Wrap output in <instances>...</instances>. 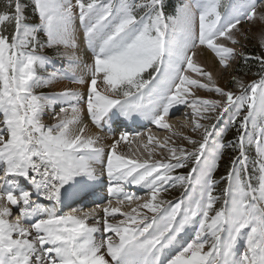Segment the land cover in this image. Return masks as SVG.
<instances>
[{
    "label": "snow or ice",
    "instance_id": "obj_1",
    "mask_svg": "<svg viewBox=\"0 0 264 264\" xmlns=\"http://www.w3.org/2000/svg\"><path fill=\"white\" fill-rule=\"evenodd\" d=\"M28 7L0 4V264H264V0H184L168 12L169 0H30L32 22ZM244 22L261 25L259 55L237 52ZM205 51L223 69L255 60L259 79L232 76L238 94L220 87L197 59ZM54 60L66 64L56 68ZM65 79L80 88L37 91ZM178 105L191 114L181 128L199 134L174 131L187 146L149 135L136 150L147 151L142 159L118 154L126 131L107 153L99 136L85 135V115L97 127L142 117L171 129L165 121ZM225 117L239 121L228 144L216 131ZM156 148L167 151V162L152 159ZM225 148L238 155L217 180ZM105 158L99 175L106 172L117 206L109 199L102 219L100 205L62 214L65 202L95 194V166ZM125 184L148 195L127 212L122 206L142 197ZM177 187L178 199L162 198Z\"/></svg>",
    "mask_w": 264,
    "mask_h": 264
},
{
    "label": "rangeland",
    "instance_id": "obj_2",
    "mask_svg": "<svg viewBox=\"0 0 264 264\" xmlns=\"http://www.w3.org/2000/svg\"><path fill=\"white\" fill-rule=\"evenodd\" d=\"M22 2L25 5L28 4L25 1H22ZM183 2H184V0H181V3H183ZM28 5H29V7L26 9V13L28 12V10L31 9L30 8V4H28ZM260 10L261 9H258V11H260ZM28 20L30 22L33 21L32 15L28 18ZM238 27L240 29V33H237V36L240 39L241 45H243V47L237 46V52L243 51V52L247 53L250 57L253 56V55H259L261 50H260L259 45L257 43L256 36H257V30L261 27V25L259 23L253 25L251 22H244L241 25H239ZM249 29H251V31H249ZM245 32L248 33V39L247 40H245L243 38V36L241 35V33H245ZM77 34H78L77 35V41H78V38L80 37V34L79 33H77ZM229 46H231V45H229ZM252 48L255 49L254 52L250 51ZM45 52L50 57L53 56V50L52 49H46ZM208 55H210V57ZM197 59L200 62V64L203 67H205L206 70H209V71L213 72V75L216 77L217 83H218V85L220 87L225 88V89H232L233 91L237 92V94H238L239 90L236 89L230 83V78L232 76L239 77L241 80H243L245 82V84H250L252 81L259 79L258 76L254 75V73H256L259 70V64L253 59H251V61H254L253 65H256V66H252L251 65V66H248L247 69H243V70L240 69V64L239 63L242 62L240 60L234 61V62H230V67H228L227 69H223L218 64V61L214 58V54H212L211 52H208V51H205L203 55L198 56ZM57 61H60L62 63V65L66 64V61L54 60L53 61V66H55L54 62H57ZM77 74L79 75V73H77ZM61 81H63V80H61ZM61 81L57 82L53 87L38 89L37 91L38 92L39 91L51 92V91H60V90H62L64 88H76V89L80 88V86H78L76 84H73V83H70V81L66 80V79L64 80L66 82L65 87L60 88ZM197 94L202 96V97H206V98H218V97H216L215 93L207 92V91H204V90H200ZM65 107H67V105H65ZM56 111L59 112V106H56ZM186 113L188 114L187 117L185 115ZM68 115L69 116L71 115L70 111H69ZM43 119H44L45 123H54L55 122L51 118L50 115H45L43 117ZM136 119H139L143 123H145V121H147V120H145L142 117L141 118H136ZM190 119H191L190 109L186 108L184 105H180L179 109H176V107H175V109H171L170 113H169V116L166 118L165 122L168 123L169 125H171V129L159 128L157 125L154 124L153 126H151L152 128L149 127V128H147V130H144V134L143 135L142 134H140V135L135 134L134 135L135 132H132V131H126V132H128L129 135L131 134L129 136V139H132L133 137L138 135V139H134V140H137L138 143H141V142L143 144L148 143V137H149V135H151L152 137H154L155 141H163L166 137H170L171 138L169 140V144L170 145L173 144V142H174L175 145H177V146H179V145L187 146V145H185L184 141L179 140L175 136H173V132L174 131L175 132H181L182 131L184 135H193L194 138L199 139V134H195L194 135L193 133H191V131L188 129V127H184L183 129L181 128L182 125H188L189 122H190ZM83 121H84L85 124L88 125V128H87V130L85 132L86 136L87 135L99 136V137H102V139L107 136L106 134H104L102 136H100L99 134L97 135V133L94 130L95 127L93 126V124L91 123V121L87 117V115H85L83 117ZM201 122L204 123L205 125H207L209 123H215L214 120L211 121V122L207 121V120H204V121H201ZM238 124H239V121H237L236 125H233V124L229 123L227 117H225L223 120H221L219 122V124H217L216 131L222 133V142L223 143L228 144L229 141H234L235 140L236 128L238 127ZM178 125H180L179 128L177 127ZM256 131L258 132V129ZM102 132L109 134L108 136H110V137L114 136L117 139L123 133L122 130L113 131L114 134H110L106 130H104ZM249 133L250 134L252 133L251 126L249 127ZM145 134H147V135H145ZM139 136H141L140 137L141 139H139ZM213 138H216V132L213 133ZM131 142L132 141H129L126 144H123V145L120 144V146L118 145V147H117L118 154L121 153V154H124L126 156H131L128 153V151L130 150L129 148L131 147V145H130ZM100 143L102 144L103 140H100ZM138 143H137V147H139ZM111 144L112 143H107V142L102 144L104 146V148H105V152L106 153L108 151H110V145ZM150 147H153V146L150 145ZM140 152L142 153V155L139 156V157H141L142 159L143 158H147V151H145L143 148H140ZM167 154L168 153H167L166 150H162V149L156 148L153 151L152 159L153 160H161L162 162H167V161H164V157L167 156ZM248 154H249V165H250V171H251V167H252V163L251 162L255 158V145L254 144L251 145L248 148ZM236 155H238V153L234 152L231 148H225L224 149L223 155H222L221 159L219 160V166L217 167V169L214 172V178L215 179L219 180L220 177H222V176H224L226 174L227 170L231 166V158L236 156ZM104 165H106V163H103L102 165H97V166H100V170H101V169H103ZM190 168H191V164H189L187 169H190ZM98 172L100 173L101 171H98ZM186 173L187 172L183 171L182 169H180V170L177 169L174 174H186ZM103 176H104L103 177L104 180H106L107 179L106 172H105V174ZM107 183H109V181ZM102 184L104 185L105 183L102 182ZM103 185H102V187H104ZM109 186H110V184H107L105 186V189L109 188ZM223 187H224L223 183L218 185V187L216 189L217 194L219 193L220 189L223 188ZM139 189L142 190L141 193H137ZM123 190L125 192H127V193H131V194H134L136 196L142 197V199L140 201H133L131 204L126 203L124 206H122V211H125V212L130 211L131 208L135 207L137 203H142L143 200L148 198L147 190L143 189V188H141L139 186L128 185V184L126 185L125 184V185H123ZM107 191H108V189H107ZM181 192H182V189H180L179 187L174 188V189H170L168 192L162 193V198L165 199V200H173V201H175L176 199H178L180 197ZM107 202L108 201H106V205H102V206H101V204L96 202V203L93 204V206L92 205H90L91 207L87 206L89 208L88 209L86 208V209H83V210L84 211H89L92 208H97V205H100L101 207L97 208V212L100 213L101 212L100 209L102 207L108 206ZM116 206H117L116 201L112 200L111 207H116ZM217 207H219V205H217ZM149 215H151V214H149ZM101 216L103 217V215H101ZM12 218L13 219L15 218V212H14V216ZM119 218H123V217H119ZM93 221H94L93 219H90L89 223H92ZM189 235H194V234L189 233ZM100 236H101L100 233L96 234V237H97L98 240L100 239ZM183 238L184 237H182V239ZM185 238L188 239V237H185Z\"/></svg>",
    "mask_w": 264,
    "mask_h": 264
},
{
    "label": "bare ground",
    "instance_id": "obj_3",
    "mask_svg": "<svg viewBox=\"0 0 264 264\" xmlns=\"http://www.w3.org/2000/svg\"><path fill=\"white\" fill-rule=\"evenodd\" d=\"M78 35V34H77ZM78 43H80V46H81V52L83 51V48H84V43L82 42V39H81V37H79L78 38V41H77ZM209 57H210V55H208ZM79 73V72H78ZM80 74V73H79ZM65 85H66V82L63 80V81H61V83H60V88H62V87H65ZM172 114V113H171ZM170 114V115H171ZM132 122L134 121V120H131ZM104 123H106V122H104ZM89 124V123H88ZM154 124L153 123H151V121L150 120H148L147 119V121L145 122V126L146 127H151V126H153ZM94 127H95V132L97 133V135L99 134L100 136H102V135H104V134H106L107 136L106 137H104L103 139H102V137H100V140H103V143L102 144H104V143H114V141L115 140H117V138L116 137H114V136H108L109 134H107V133H103L102 131H104V130H106L109 126H111V125H109V126H107V127H105V129L102 127V125L98 128L96 125H93ZM97 128V129H96ZM152 128V127H151ZM155 128V127H154ZM110 133V132H109ZM110 134H114V133H110ZM131 135V134H130ZM129 135V136H130ZM142 135H143V133H142ZM157 136V135H156ZM137 136H135V137H133L132 139H129V141H132L131 142V147L129 148L130 150L128 151V153L132 156L133 155V153H135V155L136 156H141L142 155V153L140 152V150L139 151H136L137 150V140H134L135 138H136ZM141 136H139V139H141L140 138ZM119 139V138H118ZM123 144H126V142H124V141H122L121 142V145H123ZM143 143L141 142V143H138V146H140V145H142ZM129 145V144H128ZM120 146V145H119ZM121 154V153H120ZM103 163H106V158H105V160H104V162ZM96 168H97V173H98V177H99V179H98V182L96 183V185H95V187H94V189H93V191H94V195H96L97 197L96 198H98L99 199V201H94V202H92L91 203V205L93 206V204L94 203H96V202H98L99 204H101V206L102 205H106V201H108L109 199H115V197H110L109 196V192L107 191V189H105V186L108 184L107 182H108V180L106 181V180H104V176L102 175V176H100L99 175V172L98 171H101L100 170V166H95ZM102 182L103 183H105L104 185L102 184ZM102 185L104 186V187H102ZM106 190V191H105ZM140 192H142L141 190H140ZM93 196V195H92ZM87 206H90V204H88V203H85L82 207H79V209H88L89 207H87ZM91 207V206H90ZM75 209H78L77 207L75 208ZM73 210L71 209V212H72ZM100 211H101V209H100ZM99 214V218H101L102 216L101 215H103V212L101 211L100 213H98ZM102 219V218H101ZM95 221H93L92 223H94ZM92 223H89V224H92Z\"/></svg>",
    "mask_w": 264,
    "mask_h": 264
},
{
    "label": "trees",
    "instance_id": "obj_4",
    "mask_svg": "<svg viewBox=\"0 0 264 264\" xmlns=\"http://www.w3.org/2000/svg\"><path fill=\"white\" fill-rule=\"evenodd\" d=\"M22 1H25L26 3H28V4H30V0H21V2ZM3 3V0H0V4H2ZM181 3V0H169V4H170V8H168V9H166V12H168V11H170L171 10V6H175V5H178V4H180ZM22 4H24L23 2H22ZM27 4V5H28ZM26 15L28 16V18L31 16V9L30 10H28V12L26 13ZM254 48H252L250 51H252V52H254ZM249 63H244L243 61L242 62H240L239 64H240V69H247V67L248 66H256V65H253V63H254V61H251V59L248 61ZM258 67V66H257ZM256 67V68H257ZM252 71V70H251ZM250 71V72H251ZM185 170L186 171H188L189 169H187V168H185Z\"/></svg>",
    "mask_w": 264,
    "mask_h": 264
}]
</instances>
